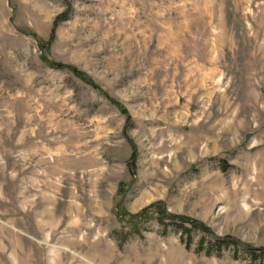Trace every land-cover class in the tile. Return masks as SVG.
<instances>
[{
	"label": "rangeland",
	"instance_id": "374dc122",
	"mask_svg": "<svg viewBox=\"0 0 264 264\" xmlns=\"http://www.w3.org/2000/svg\"><path fill=\"white\" fill-rule=\"evenodd\" d=\"M247 247L264 0H0V264H264Z\"/></svg>",
	"mask_w": 264,
	"mask_h": 264
},
{
	"label": "trees",
	"instance_id": "16d2710c",
	"mask_svg": "<svg viewBox=\"0 0 264 264\" xmlns=\"http://www.w3.org/2000/svg\"><path fill=\"white\" fill-rule=\"evenodd\" d=\"M53 65L55 67H57V68H69L71 71L74 72V74H76L79 77H82V73L80 71H78L77 69H75L74 67H71L69 65H64L62 63H55V62L53 63ZM166 218H168V217H166ZM169 218H171L172 220H177V223L179 222V223H182L183 224V223H186L187 222V223H190L193 226L199 228L200 230H202L204 232H207V233L210 232V230L207 227H205L202 223H200V222H198L196 220L189 219V218L184 217V216H178V215H170ZM183 230L187 232L188 229L187 228H184ZM185 246L186 247H189V244L188 243H185ZM246 249L249 252H251V253H255L256 251H259L260 254L264 256V248H257L256 249V248L247 247Z\"/></svg>",
	"mask_w": 264,
	"mask_h": 264
}]
</instances>
